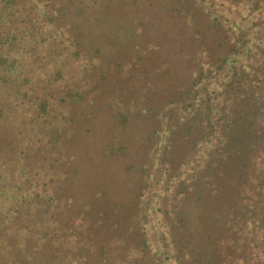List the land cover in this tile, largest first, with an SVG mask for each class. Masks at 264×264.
I'll return each mask as SVG.
<instances>
[{"label": "rangeland", "instance_id": "1", "mask_svg": "<svg viewBox=\"0 0 264 264\" xmlns=\"http://www.w3.org/2000/svg\"><path fill=\"white\" fill-rule=\"evenodd\" d=\"M189 6L185 0H0V56L14 57L9 68L0 63V189H11L4 182L13 179L32 190L19 199V216H11L22 239L12 256L24 254L19 264H160L154 228L145 215L140 220L137 202V169L158 124L153 115L192 83L202 60L224 52L216 46L222 30L210 27L206 36L201 7ZM183 133L160 170L165 191L151 184L150 206L164 197L171 203L181 190L189 166H165L190 153ZM235 172L246 170L238 165ZM254 197L249 190L241 201L251 206ZM229 201L218 210L239 207ZM182 209L186 220L176 239L182 264H246L249 247L234 243L237 228L206 219L210 203L193 193ZM161 216L150 210L147 217ZM160 224L165 230L154 222ZM11 259L6 264H15Z\"/></svg>", "mask_w": 264, "mask_h": 264}, {"label": "trees", "instance_id": "2", "mask_svg": "<svg viewBox=\"0 0 264 264\" xmlns=\"http://www.w3.org/2000/svg\"><path fill=\"white\" fill-rule=\"evenodd\" d=\"M185 4L188 5L187 11L193 7L189 6L190 4L197 8L201 7V15L205 20L202 21V31L206 36H212L210 27L216 26L222 30L216 46L224 52L219 56L202 60L198 73L192 78V83L188 87L181 88L178 97L167 101L157 111L158 118L154 113L153 117L158 124L149 135L152 141L148 139L143 151V154H147V160L142 161L140 168L137 169L139 180L137 202L140 220L141 218L143 220L145 215V222L150 224L148 228H154L151 237L155 245L153 252L155 260L165 264V260L172 257L177 264H182L180 255L182 251L177 248L176 243L179 230L183 228L180 223L183 220L184 224L186 220L182 217L185 212L182 204L188 196L195 193L199 201L211 204V211L205 215L206 219L223 220L225 225L237 228L239 235L234 243L249 247V253L243 256L246 264H262L264 259V247L261 244L264 241V0H187V2L185 0ZM36 17L37 15H33L31 19L36 20ZM1 36L0 38L3 39ZM13 60L14 57L8 60L7 57L0 56V63L7 61L8 65ZM13 66L15 68L16 64ZM14 72L16 73L17 69ZM6 75L7 73L4 78ZM155 124L154 122L153 126ZM182 133L191 141L190 153L183 162L174 166L170 164L171 167L165 166L166 170L178 169L184 162L189 166L185 177L180 178L178 182L180 184L178 188L181 190L178 191L176 200L171 199V203H168L170 198L164 197L161 200L157 199V206H150L151 184L154 183L157 187L162 185L161 190L165 191L166 186L163 185L165 183L161 182L159 177L160 170L173 155L171 145L174 143V138H179ZM195 152L196 157L192 164L191 160ZM236 165L246 170L244 176L235 172ZM2 173L0 158V178H3ZM246 179L250 184L248 190ZM239 180L242 188L237 183ZM4 183L11 184V189H0V264L9 262L16 249L21 251L19 248L21 235L13 233V228L16 227L11 216L14 214V217L19 216L23 208L20 200L32 191L31 188H25L13 179L11 183L9 180ZM246 190L247 192L250 190L255 196L252 205L247 207L246 202L241 201L243 196H246ZM19 194L21 196H18ZM227 198L230 201L236 200L234 204L238 206L237 203H240L239 207L235 210H224L225 212L218 210L217 206L229 200ZM241 206L243 209L240 208ZM150 210L160 212L162 214L160 219L157 217L148 219ZM246 210L250 222H246ZM256 213L260 214L259 219ZM154 222H162L165 230L160 229L161 224L155 226ZM176 224L179 227L175 226ZM147 235L148 232L141 230L142 241L147 240ZM168 245L173 253L169 252ZM22 255L24 254L14 256L11 261L15 264L21 263ZM256 258L258 262H255Z\"/></svg>", "mask_w": 264, "mask_h": 264}]
</instances>
